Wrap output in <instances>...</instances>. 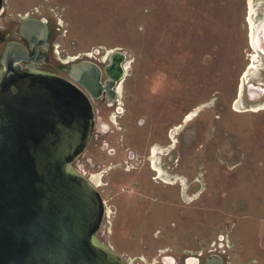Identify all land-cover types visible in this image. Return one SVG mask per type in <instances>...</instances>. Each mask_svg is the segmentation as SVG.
I'll list each match as a JSON object with an SVG mask.
<instances>
[{
    "label": "rangeland",
    "instance_id": "rangeland-1",
    "mask_svg": "<svg viewBox=\"0 0 264 264\" xmlns=\"http://www.w3.org/2000/svg\"><path fill=\"white\" fill-rule=\"evenodd\" d=\"M4 4V16L47 19L64 61L127 55L117 100L94 102L95 133L74 163L106 202L100 239L133 264H157L167 249L179 258L221 234L232 264L248 263L243 252L255 263L264 243V0Z\"/></svg>",
    "mask_w": 264,
    "mask_h": 264
},
{
    "label": "water",
    "instance_id": "water-1",
    "mask_svg": "<svg viewBox=\"0 0 264 264\" xmlns=\"http://www.w3.org/2000/svg\"><path fill=\"white\" fill-rule=\"evenodd\" d=\"M3 0H0V12ZM29 23V22H27ZM40 24L42 21L31 20ZM34 33V29H28ZM19 45L9 43L6 59ZM21 48V49H20ZM19 51L27 53L20 45ZM121 80L127 58L111 51ZM0 68V264H130L99 237L106 205L95 183L75 166L96 129L92 99L102 95L101 68L74 63L70 78Z\"/></svg>",
    "mask_w": 264,
    "mask_h": 264
},
{
    "label": "flooded vegetation",
    "instance_id": "flooded-vegetation-1",
    "mask_svg": "<svg viewBox=\"0 0 264 264\" xmlns=\"http://www.w3.org/2000/svg\"><path fill=\"white\" fill-rule=\"evenodd\" d=\"M5 4L3 0V10L0 12V68L5 69L4 62H13L25 69L38 70L60 75L66 78H70V69L74 63L82 60H90L96 63L102 70L101 82L105 85L103 93L98 98H93L94 102L97 100L104 101L108 105H112L117 100V95L114 89L118 84L122 83L121 80H117L112 86V90H108L107 86L119 76V68L116 66L112 72L107 71V67L110 64L109 55L103 60L94 58L79 59V57L71 58L64 61L62 59L65 54L59 55V50L55 49L56 34L50 22L47 19L39 18L36 16H30L29 14H19L18 16L10 15V17L4 16ZM31 20L42 21L46 29L40 24L30 23ZM29 22V23H27ZM33 28L34 33H29L28 29ZM17 43L14 49L10 52V55L5 59L4 54L6 47L9 43ZM20 45L24 46L27 53L19 51ZM21 49V48H20ZM100 57L104 56V52H99ZM123 66V63H122ZM95 109V107H94ZM96 113V110H95ZM105 201V200H104ZM106 205V202H105ZM107 207V205H106ZM224 237L218 234L215 240L211 241L208 245L207 242L202 244L200 250L193 253H185L182 257L176 258V253H173L171 249L164 251V255L157 264H232L231 258L228 255L227 245L224 242ZM260 249L257 251L258 257L255 263L252 262V258L246 257L244 249H242V258L247 264H264V243H259ZM226 246V247H225ZM249 258V259H248ZM126 259L130 264H133L128 257ZM136 264V263H135ZM137 264H142L140 261Z\"/></svg>",
    "mask_w": 264,
    "mask_h": 264
},
{
    "label": "built area",
    "instance_id": "built-area-1",
    "mask_svg": "<svg viewBox=\"0 0 264 264\" xmlns=\"http://www.w3.org/2000/svg\"><path fill=\"white\" fill-rule=\"evenodd\" d=\"M107 215H108V214H107V207H106L105 217H107ZM105 217H104V218H105Z\"/></svg>",
    "mask_w": 264,
    "mask_h": 264
},
{
    "label": "crops",
    "instance_id": "crops-1",
    "mask_svg": "<svg viewBox=\"0 0 264 264\" xmlns=\"http://www.w3.org/2000/svg\"><path fill=\"white\" fill-rule=\"evenodd\" d=\"M146 223H147V221H146ZM141 263H142V261H140ZM144 264V263H143Z\"/></svg>",
    "mask_w": 264,
    "mask_h": 264
}]
</instances>
